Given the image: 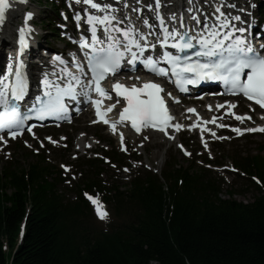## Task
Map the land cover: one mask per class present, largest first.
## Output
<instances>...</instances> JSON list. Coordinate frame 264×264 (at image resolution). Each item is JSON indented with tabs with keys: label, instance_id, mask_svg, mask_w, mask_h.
Here are the masks:
<instances>
[{
	"label": "snow or ice",
	"instance_id": "obj_1",
	"mask_svg": "<svg viewBox=\"0 0 264 264\" xmlns=\"http://www.w3.org/2000/svg\"><path fill=\"white\" fill-rule=\"evenodd\" d=\"M73 3L77 5L82 3L86 6L82 12L75 10L73 15L77 28L81 27V21L87 25L79 41H73L78 44L83 60L75 54H72L71 61L54 54L52 63L57 65L58 70L54 68L50 73H44L39 85L40 91L32 96L30 103L26 101L29 83L22 59L24 50L28 46L26 30L24 28L18 30L19 48L15 63L13 64L9 58L6 73H0V151L9 144V138L16 139L25 131L32 134L34 139H39L33 132L35 125L29 123L32 119L45 120L51 117L70 122L69 103L79 104L81 99L95 108L96 119L90 123L103 122L110 126L114 134L118 131V125L125 127L129 122L131 128L138 134L151 128L162 132L170 139L175 137L169 129L178 132L185 127L189 130L196 127L195 123L184 125L176 121L168 107V101L161 95L164 92L163 86L154 80L142 81L139 75H135L129 76L128 79L135 80L136 83L125 84L122 79H114L111 91L102 85V81L121 73L122 68L135 72L137 63L142 64L145 70L155 76L165 77L169 82L175 83L181 92L188 91V85H197L203 81L220 82L225 89L222 94L243 95L264 109V43L257 48L253 43L255 37L247 36V21H242L240 15H232L223 10L225 7H236L235 4L230 3V0H217L215 11L211 17L204 16L203 21L198 15L190 16V21L195 22L194 27L185 23L182 14L178 26L166 23L160 11L161 0H154L155 6L153 3L143 4L142 0H136L137 6L132 7L131 11L140 13L143 8H147L152 11L158 22V24L150 22L147 16L140 18V23L148 31L137 27L126 11L121 18V9L108 0H68L70 9ZM9 6L8 0H0V25L4 23L5 10ZM128 7V0H123V8L126 10ZM188 11L192 12L193 9L190 7ZM32 16L33 13L28 12L26 19ZM170 19L177 20L176 14H171ZM234 21L242 22L245 26H238ZM31 31L32 29L28 27L27 32ZM158 47L160 51L157 54ZM166 96L172 103L180 102L179 97L173 96L171 92H167ZM105 101L109 103L102 111L101 106ZM237 104L238 101H224L216 107L219 110L228 105L225 113H230L241 123L245 119L252 120L248 113L238 114L232 111ZM117 105H120L119 109ZM205 107L212 110V105ZM251 107L249 105L250 109ZM114 109H117V117L107 119L106 115ZM79 110L77 108V111ZM185 111L196 113L198 120L203 119L194 107ZM261 116L264 118V113ZM222 118L223 115L219 118L213 116L211 122L216 123ZM204 123L207 124L209 121ZM218 126L228 127L238 135L243 132L264 131V126L243 129L225 124ZM208 131L215 136L212 129ZM119 135L122 150L127 151L123 132H119ZM148 138L144 135L140 145L142 146L144 140ZM46 139L52 144L58 143L50 136ZM61 139L66 138L61 137ZM201 139L204 142L203 131ZM24 143L27 147H32L28 141ZM40 145L44 146L43 141H40ZM86 146L90 147V145ZM178 146L186 155L191 154L182 144ZM77 147L79 148V145ZM204 147H208L206 142ZM36 151L38 152L39 149ZM10 154L5 152V157ZM61 167L66 172L71 168L70 165H61ZM125 171L128 169L126 168ZM84 195L95 206L97 216L106 219L108 212L98 196L93 197L87 192Z\"/></svg>",
	"mask_w": 264,
	"mask_h": 264
},
{
	"label": "trees",
	"instance_id": "obj_2",
	"mask_svg": "<svg viewBox=\"0 0 264 264\" xmlns=\"http://www.w3.org/2000/svg\"><path fill=\"white\" fill-rule=\"evenodd\" d=\"M17 171L23 172L15 169V174ZM31 172V182L36 185L40 173L34 169ZM12 177L14 180L7 183L18 192L13 204L7 205L9 199L0 197V264L7 263L1 252V238L12 247L27 201L23 178L17 180L14 174ZM29 200L28 223L12 264H73L72 257L80 250L56 238L57 228L43 214V199L37 190ZM184 204L172 232L163 234L148 248L111 237L96 243L88 252L81 251L80 264H264V199L247 205L223 202L207 205L204 210Z\"/></svg>",
	"mask_w": 264,
	"mask_h": 264
},
{
	"label": "bare ground",
	"instance_id": "obj_3",
	"mask_svg": "<svg viewBox=\"0 0 264 264\" xmlns=\"http://www.w3.org/2000/svg\"><path fill=\"white\" fill-rule=\"evenodd\" d=\"M111 2L113 4H115V6L118 7V8H120V9H121V7H123V4L121 3V0H115V1H111ZM143 11H144V9L142 10V12L137 13V15H141L143 13ZM15 18H17V15H14L13 12L10 11V13L8 15V18H7V21H6V23L4 24V27H3L4 28V31H3V34H2L3 35L2 36L3 37V41H6L7 38H8V36L10 35V31H11V28L13 26V22H14ZM16 26H18V24ZM248 28H249V26H248ZM0 47H2V46L0 45ZM207 83H209L211 85L212 82H209L208 81ZM202 87H203L202 85L200 87L196 85L194 88H192V89L189 90L188 95L189 96L194 95V92H196V90H200ZM215 90H216V88H215ZM81 101H82V103L84 105H86L88 103L87 101H85L83 99H81ZM135 244H138L139 246H145L146 248H148V246L146 244H142L141 242L135 241ZM1 248H2V246H1ZM150 254L152 256H154V252L153 251H150Z\"/></svg>",
	"mask_w": 264,
	"mask_h": 264
},
{
	"label": "rangeland",
	"instance_id": "obj_4",
	"mask_svg": "<svg viewBox=\"0 0 264 264\" xmlns=\"http://www.w3.org/2000/svg\"><path fill=\"white\" fill-rule=\"evenodd\" d=\"M249 195H251V192H249L248 193ZM235 198L237 199V200H241L242 198L241 197H239V196H235ZM246 199V198H245ZM247 200V199H246Z\"/></svg>",
	"mask_w": 264,
	"mask_h": 264
}]
</instances>
